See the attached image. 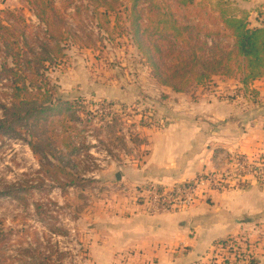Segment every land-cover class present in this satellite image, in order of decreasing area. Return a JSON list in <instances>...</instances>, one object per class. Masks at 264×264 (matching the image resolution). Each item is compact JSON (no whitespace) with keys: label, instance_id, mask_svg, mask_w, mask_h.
Segmentation results:
<instances>
[{"label":"rangeland","instance_id":"1","mask_svg":"<svg viewBox=\"0 0 264 264\" xmlns=\"http://www.w3.org/2000/svg\"><path fill=\"white\" fill-rule=\"evenodd\" d=\"M155 1L162 8L169 6L177 22L197 36L186 47L175 42L170 61L187 58L194 47L199 64L208 63L188 68L181 92L152 77L129 36L126 0H109L114 11L107 17L92 13L83 0H52L67 33L65 57L47 66L46 75L54 98L67 102L70 110L38 123L32 136L25 130L22 137L0 136L3 264H88L89 211L128 196L142 205V192L149 185L160 187L137 178L155 137L184 138L192 133L195 152L209 141V153L216 160L212 170L192 179L204 181L196 201L210 189L227 193L252 183L264 189V153L248 157L214 146L236 134L243 139L264 114V96L254 81L242 86L237 65L225 61L232 41L205 36L221 29L215 20V0H195L198 6L189 8L175 6L174 0ZM7 9L20 10L24 38L38 52L44 35L27 0H0L2 21ZM2 63L9 61L0 51ZM206 72L208 78L196 84V75ZM10 93L8 81L0 79V117ZM227 122L233 125L226 126ZM256 168L263 174L255 173ZM236 243L246 254L247 247Z\"/></svg>","mask_w":264,"mask_h":264},{"label":"crops","instance_id":"2","mask_svg":"<svg viewBox=\"0 0 264 264\" xmlns=\"http://www.w3.org/2000/svg\"><path fill=\"white\" fill-rule=\"evenodd\" d=\"M231 1L249 23L254 19L250 27L264 25V0ZM253 86L264 96V79ZM255 121L243 139L236 134L214 146L248 157L264 153V114ZM192 136L153 138L139 182L166 189L212 170L216 159L209 141L195 152ZM88 220V264H208L228 239L244 244L255 264H264V189L258 184L227 193L210 189L185 210L158 214L128 196L96 205Z\"/></svg>","mask_w":264,"mask_h":264},{"label":"trees","instance_id":"3","mask_svg":"<svg viewBox=\"0 0 264 264\" xmlns=\"http://www.w3.org/2000/svg\"><path fill=\"white\" fill-rule=\"evenodd\" d=\"M126 1L129 4L125 9L129 36L138 53L146 60L152 77L162 86L181 92L182 86L187 84L182 82L188 68L207 67L208 63L202 61L199 64L200 59L196 57L194 47H190L188 59L182 57L178 63H172L169 56L174 51L175 42L183 43L186 47L193 39L197 40V36H193L191 27L177 22L169 6L162 8L160 2L155 0ZM83 2L95 15L107 17L109 11H114L109 0ZM173 3L180 8L198 6L195 0H174ZM27 4L42 26L44 39L38 45V52H34L24 38L26 26L20 10L7 9L2 12L5 20L0 19V51L9 63L0 65V79L8 81L11 93L9 105H1L0 136L22 137L23 130L32 136L33 127L38 123L46 121L54 113L61 114L70 110L67 102L54 98V87L46 75L47 66H53L65 57L63 44L66 42L67 31L63 27L62 18L52 0H27ZM213 7L215 20L221 29L216 33L207 32L205 36H223L232 41V49L226 53L225 61H233L237 65L241 72L242 86L264 79V25L250 28L248 14L231 0H215ZM102 8L105 11L100 13ZM144 12L147 13L145 18ZM19 22L23 23L20 24L22 27ZM163 44L167 47H163ZM202 45L206 46V43ZM208 75L207 72L197 74L196 84L202 83ZM28 145L33 149L30 142ZM236 242L228 239L218 244L222 263L243 264V260H246V264H255L247 251L246 254L241 253L240 244ZM0 264H3L2 261Z\"/></svg>","mask_w":264,"mask_h":264},{"label":"built area","instance_id":"4","mask_svg":"<svg viewBox=\"0 0 264 264\" xmlns=\"http://www.w3.org/2000/svg\"><path fill=\"white\" fill-rule=\"evenodd\" d=\"M246 166L243 163V167ZM254 172L263 174V170L260 168H256ZM203 183V179H195L178 184L170 189L149 185L140 196L143 199L145 210L150 214L181 211L191 207L195 203L196 192ZM143 194H146V196H143ZM217 251L219 252V250ZM217 251L212 261L208 264H224L219 258Z\"/></svg>","mask_w":264,"mask_h":264}]
</instances>
